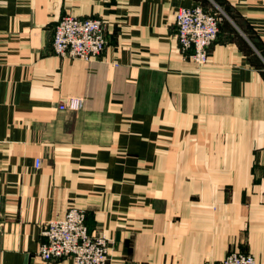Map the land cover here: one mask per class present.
<instances>
[{
  "label": "crops",
  "instance_id": "crops-1",
  "mask_svg": "<svg viewBox=\"0 0 264 264\" xmlns=\"http://www.w3.org/2000/svg\"><path fill=\"white\" fill-rule=\"evenodd\" d=\"M197 6L225 15L203 66ZM66 15L105 22L102 55L54 54ZM0 194V264H75L38 256L75 206L108 264H264V0H0Z\"/></svg>",
  "mask_w": 264,
  "mask_h": 264
},
{
  "label": "built area",
  "instance_id": "built-area-1",
  "mask_svg": "<svg viewBox=\"0 0 264 264\" xmlns=\"http://www.w3.org/2000/svg\"><path fill=\"white\" fill-rule=\"evenodd\" d=\"M105 22L64 16L56 25L52 48L62 58L89 61L98 58L107 44ZM177 39L180 50L197 65L209 60V48L217 40L219 21L203 7L181 8L176 13ZM83 101L70 98L60 105L63 111H79ZM40 162L38 163V166ZM0 194V209L2 207ZM43 235L46 242L39 246L43 261L71 258L75 264H108L110 239L104 231L91 232L86 212L72 207L61 219L50 221ZM210 264H258L251 254L231 253L224 260Z\"/></svg>",
  "mask_w": 264,
  "mask_h": 264
},
{
  "label": "rangeland",
  "instance_id": "rangeland-1",
  "mask_svg": "<svg viewBox=\"0 0 264 264\" xmlns=\"http://www.w3.org/2000/svg\"><path fill=\"white\" fill-rule=\"evenodd\" d=\"M206 11H208L211 15H213V16H215V17H217V19H218V21H219V33H220V27H221V25H222V23H223V21H224V18H225V15L222 13V12H220V11H217V10H206ZM218 37H219V34H218V36H217V39H218ZM217 41V40H216ZM215 41V42H216ZM215 42L212 44V46L215 44ZM212 46H210V48H209V56H210V50H211V48H212ZM231 253H238V252H236V251H233V252H231ZM231 253H229L228 255H230ZM239 253H241V252H239ZM245 254H250V253H245ZM227 255V256H228ZM251 255H253V254H251ZM226 256V257H227ZM254 256V255H253ZM225 257V258H226ZM254 258H255V260H256V257L254 256ZM224 260V259H223ZM256 262H257V260H256ZM258 263V262H257Z\"/></svg>",
  "mask_w": 264,
  "mask_h": 264
}]
</instances>
